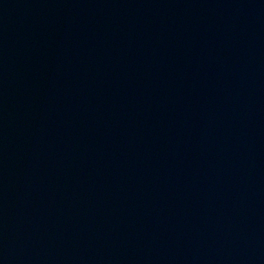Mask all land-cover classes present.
Wrapping results in <instances>:
<instances>
[{
    "label": "water",
    "instance_id": "95a60500",
    "mask_svg": "<svg viewBox=\"0 0 264 264\" xmlns=\"http://www.w3.org/2000/svg\"><path fill=\"white\" fill-rule=\"evenodd\" d=\"M0 264H264V0H0Z\"/></svg>",
    "mask_w": 264,
    "mask_h": 264
}]
</instances>
